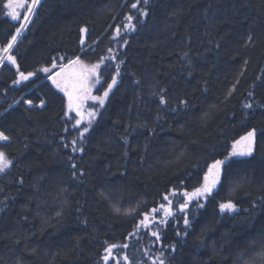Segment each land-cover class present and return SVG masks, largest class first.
Returning a JSON list of instances; mask_svg holds the SVG:
<instances>
[{
    "label": "trees",
    "instance_id": "1",
    "mask_svg": "<svg viewBox=\"0 0 264 264\" xmlns=\"http://www.w3.org/2000/svg\"><path fill=\"white\" fill-rule=\"evenodd\" d=\"M7 2L0 264H264V0H39L20 22ZM77 58L100 65L89 95L108 92L82 118L48 81ZM250 131L251 155H231ZM216 160L208 196H185Z\"/></svg>",
    "mask_w": 264,
    "mask_h": 264
},
{
    "label": "snow or ice",
    "instance_id": "2",
    "mask_svg": "<svg viewBox=\"0 0 264 264\" xmlns=\"http://www.w3.org/2000/svg\"><path fill=\"white\" fill-rule=\"evenodd\" d=\"M145 3H147V0H144ZM26 0H15V7L13 6V0H8V2L4 5V7L6 9H8L7 15L10 16L12 19H17L19 16V13L17 11V8H23L25 6ZM39 3V0H31V5H36ZM137 5L133 4L132 7L135 8ZM32 12V6H28L27 7V12L24 14L23 19L27 20L28 19V14H30ZM128 19L130 20L131 17H128ZM24 27V25H21V28ZM17 34L20 33V29L18 28L17 30ZM81 31H86V29H81ZM119 31V30H117ZM16 41V36H12L11 40L9 41V43L7 44L6 47H4L2 50L3 53H8L9 50L12 48L13 43ZM83 43V41H82ZM8 60L11 61L12 63H15V58L12 56H8ZM70 65L72 64H80V69L78 71H73L72 72V76L75 77L78 81L79 84L74 85V92L76 94H74V92H69L68 89V77L66 76L65 79L63 81L61 80H54L53 83L56 84V86L58 88H61L62 91H65V94L68 96V107L69 110H73L75 109L77 112V115L83 116V113L80 111L82 103L85 99L91 98L93 100H98L99 103L101 105H103L104 103V98L107 97L108 92L106 91L104 93V97H91L89 95L90 93V89H88L87 87H85V83L87 81V79L89 78V76L91 75H95L97 73V70L99 69L100 65L96 64V65H92L91 67L88 66H84L81 64V62L79 61V59L77 58V60L75 61H70L69 62ZM44 72H48L49 69L45 68L43 69ZM67 71V66H65L64 68L61 69V72H66ZM32 73H28L27 76L21 72L20 73V77L21 79H28L29 76H31ZM59 75V74H57ZM113 83H115V78H113ZM78 87L79 91L76 92V88ZM112 85L109 84L108 88L111 89ZM29 103H31V101H29ZM44 102L41 101V104H43ZM161 103H164L163 98H161ZM246 107H251V105H246ZM95 113H89V116H94ZM80 120H77V125L80 124ZM84 131H87V128H85ZM254 136V132L250 131L247 133L246 136H243L240 138V140H237L234 142L233 144V151L231 153V155H251L252 153V138ZM9 137H7L3 132H0V140H8ZM75 143V142H74ZM227 159V158H226ZM224 164V161L221 160H216L214 164L209 166V170L208 173L205 174L204 176V184L201 187H198L196 189H194V191L192 193H184L185 196H187L189 199H191L192 197H198L201 195H205L207 193H210L212 191V189L215 187L216 183L219 180V173H220V166ZM11 165V161L7 160V157L5 155V153L0 152V172H3L6 168H8ZM165 199H167V197H165ZM186 207V205H182L181 206V210H183V208ZM221 211H225V210H232L234 209L235 205L231 202H225V203H221L219 205ZM161 208H163L164 210V214L170 215L171 214V210L169 208H164L163 205H161ZM153 212H156V209L152 210ZM148 219L147 214L145 215V220ZM185 224L187 225L189 222L187 220V218H185ZM143 223V221H142ZM153 236H157L158 234L153 232L152 233ZM113 247H116L115 245L110 246L109 248H107L105 251L108 252L109 254L111 253V249ZM125 247H127V245H125ZM105 261H107L109 259V256H105L104 257ZM125 260L128 259L127 256L124 257ZM161 264H163V262L161 261Z\"/></svg>",
    "mask_w": 264,
    "mask_h": 264
},
{
    "label": "rangeland",
    "instance_id": "3",
    "mask_svg": "<svg viewBox=\"0 0 264 264\" xmlns=\"http://www.w3.org/2000/svg\"><path fill=\"white\" fill-rule=\"evenodd\" d=\"M13 6L15 7L16 5H15V2H13ZM37 6V4L36 5H34L33 7H32V12H31V14L33 13V11L35 10V7ZM8 10V9H7ZM17 11H18V13H19V16H18V18L17 19H15V20H13V21H15V22H20V20L19 19H21V17L25 14V12L27 11V9H25L24 7L23 8H17ZM28 21V20H27ZM27 23V22H26ZM26 25V24H25ZM24 29H25V26L23 27V29H22V32L24 31ZM21 32V33H22ZM20 33V34H21ZM20 36V35H19ZM19 38V37H18ZM17 38V39H18ZM11 50V49H10ZM9 50V52L8 53H5V55L3 56V60H2V62L0 63L1 65H2V63L3 62H5L6 60H8V56H11V54H10V51ZM0 65V66H1ZM66 72H68L67 74H66ZM66 72H61V70L60 71H58V72H56V74H53L52 76H50L49 78H48V81L50 82V83H53V81L54 80H56L57 78H58V76H62L63 78H65V76L66 75H68V78L70 77V79H72V72H73V70H70V71H66ZM57 74H59V75H57ZM66 74V75H65ZM88 79H90L91 80V77L89 76V78ZM63 80V79H62ZM69 82H68V87H69V83L71 82V80H68ZM19 82H23V80L21 81V80H19L18 81V83ZM75 83H79V82H73L72 84H75ZM28 105H31V104H29V103H27V106ZM2 141H4V140H2ZM205 196H208V193L207 194H205V195H201V196H198L197 198H200V199H203Z\"/></svg>",
    "mask_w": 264,
    "mask_h": 264
},
{
    "label": "water",
    "instance_id": "4",
    "mask_svg": "<svg viewBox=\"0 0 264 264\" xmlns=\"http://www.w3.org/2000/svg\"><path fill=\"white\" fill-rule=\"evenodd\" d=\"M87 31H83L82 33H81V43H80V46H81V48H84L85 46H86V44H87V39H86V37H87ZM82 41H83V43H82ZM10 61H8V63H9ZM254 138H255V134H254V136H253V138H252V141L254 140ZM220 170H221V166H220Z\"/></svg>",
    "mask_w": 264,
    "mask_h": 264
},
{
    "label": "flooded vegetation",
    "instance_id": "5",
    "mask_svg": "<svg viewBox=\"0 0 264 264\" xmlns=\"http://www.w3.org/2000/svg\"><path fill=\"white\" fill-rule=\"evenodd\" d=\"M19 80H21V81H22L23 79H21V78L18 76V80L16 81V83H17V87H18V88H21V87H22V84H23V82H22V83H21V82H19V83H18V81H19ZM220 172H221V171H220Z\"/></svg>",
    "mask_w": 264,
    "mask_h": 264
},
{
    "label": "bare ground",
    "instance_id": "6",
    "mask_svg": "<svg viewBox=\"0 0 264 264\" xmlns=\"http://www.w3.org/2000/svg\"><path fill=\"white\" fill-rule=\"evenodd\" d=\"M85 48V47H84ZM84 48H81V49H84Z\"/></svg>",
    "mask_w": 264,
    "mask_h": 264
}]
</instances>
